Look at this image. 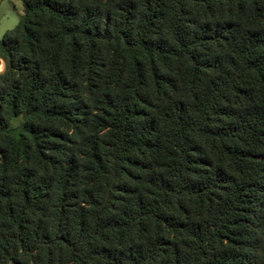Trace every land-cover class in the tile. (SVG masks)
I'll return each instance as SVG.
<instances>
[{
  "label": "trees",
  "instance_id": "obj_1",
  "mask_svg": "<svg viewBox=\"0 0 264 264\" xmlns=\"http://www.w3.org/2000/svg\"><path fill=\"white\" fill-rule=\"evenodd\" d=\"M18 1L0 264H264V0Z\"/></svg>",
  "mask_w": 264,
  "mask_h": 264
},
{
  "label": "rangeland",
  "instance_id": "obj_2",
  "mask_svg": "<svg viewBox=\"0 0 264 264\" xmlns=\"http://www.w3.org/2000/svg\"><path fill=\"white\" fill-rule=\"evenodd\" d=\"M23 6L18 0H0V39L10 31L15 29L22 18ZM4 70V64L0 67V73ZM22 118H16L12 121V127H21Z\"/></svg>",
  "mask_w": 264,
  "mask_h": 264
},
{
  "label": "crops",
  "instance_id": "obj_3",
  "mask_svg": "<svg viewBox=\"0 0 264 264\" xmlns=\"http://www.w3.org/2000/svg\"><path fill=\"white\" fill-rule=\"evenodd\" d=\"M1 66H3V63H2V65Z\"/></svg>",
  "mask_w": 264,
  "mask_h": 264
},
{
  "label": "water",
  "instance_id": "obj_4",
  "mask_svg": "<svg viewBox=\"0 0 264 264\" xmlns=\"http://www.w3.org/2000/svg\"><path fill=\"white\" fill-rule=\"evenodd\" d=\"M4 64V63H3ZM5 66V65H4Z\"/></svg>",
  "mask_w": 264,
  "mask_h": 264
}]
</instances>
